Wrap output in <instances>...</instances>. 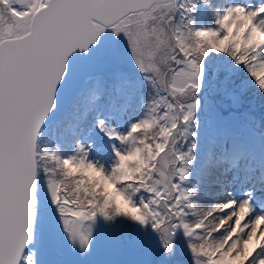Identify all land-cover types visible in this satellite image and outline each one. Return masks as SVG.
<instances>
[{"label": "snow or ice", "instance_id": "6c2138e0", "mask_svg": "<svg viewBox=\"0 0 264 264\" xmlns=\"http://www.w3.org/2000/svg\"><path fill=\"white\" fill-rule=\"evenodd\" d=\"M0 264H264V0H0Z\"/></svg>", "mask_w": 264, "mask_h": 264}]
</instances>
